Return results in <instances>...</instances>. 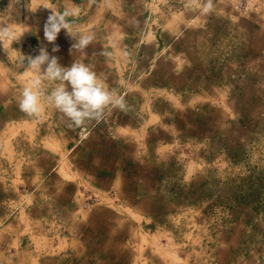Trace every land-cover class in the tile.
Instances as JSON below:
<instances>
[{
  "label": "crops",
  "instance_id": "0c3cea01",
  "mask_svg": "<svg viewBox=\"0 0 264 264\" xmlns=\"http://www.w3.org/2000/svg\"><path fill=\"white\" fill-rule=\"evenodd\" d=\"M19 2L27 8L12 28L24 33L18 41L7 42L9 64L6 74L0 75V260L11 261L5 264H13L11 259L19 264H30L31 259L36 264L40 259L41 264H124L131 255L133 230L129 228L139 226L123 218L116 207L141 211L153 203L163 209L166 174L153 151L166 136L158 127L170 124L171 110L179 119L188 113L189 106L183 109V104L189 83L203 84L200 113L208 112V120L214 123L225 114L223 107L235 116L230 117L235 125L247 129H253L254 117L263 113L264 0H211L208 12L203 9L209 0H180L185 8L180 23L176 17L166 18L165 25L149 30L141 26V0ZM43 3L60 12L78 8V14L67 19L73 32L92 35V43L83 51L73 49L77 39L66 29L54 42L46 40L44 28L53 10ZM196 3L200 8L190 10ZM213 16L229 26L205 30L200 21ZM176 24L182 25L180 29ZM144 35L147 56L141 58ZM195 35L198 45L203 37L204 47L215 46V67L229 65L224 76H213L200 53L196 58L201 75L184 64L182 54L188 47V61L194 58ZM42 48L64 67L74 61L91 65L105 86L123 98L124 107L109 105L101 118L86 120L79 127H69V119L46 101L39 118L22 112L18 106L22 88L34 75L27 56L39 55ZM141 67L146 70L141 72ZM127 71L140 72L138 78L153 91L137 81L125 89ZM58 83L44 81L45 95ZM147 98L151 101L143 104ZM31 190L38 200L24 203L23 196ZM14 194L22 196L21 203L14 204ZM91 195L97 196V203L86 206Z\"/></svg>",
  "mask_w": 264,
  "mask_h": 264
},
{
  "label": "rangeland",
  "instance_id": "374dc122",
  "mask_svg": "<svg viewBox=\"0 0 264 264\" xmlns=\"http://www.w3.org/2000/svg\"><path fill=\"white\" fill-rule=\"evenodd\" d=\"M19 1L0 0V25L7 23L12 27L21 18L27 4ZM177 1L180 0H141V26L146 30L151 26L160 28L165 25L166 18L174 17L180 23L185 8ZM199 8L196 3L190 10ZM200 24L205 26V30L216 25L229 26L227 21L214 16L203 18ZM181 26L176 27L180 29ZM75 28L79 30V27ZM146 37L143 36L141 58L147 56L144 50ZM7 42L4 46L0 42V75L6 74L9 64ZM201 43L203 37L198 45L195 35L191 42L195 59L188 61V47L186 52H182L184 64H190L189 70L201 75V64L196 58L200 53L211 65L209 69L213 76H224L229 65L215 67V46L204 47ZM175 59L180 62L178 57ZM139 70L143 72L146 69L141 67ZM138 75L140 72H126L125 89H130L132 83L129 85V82L137 81L146 84L143 88L153 91V87L150 88V84ZM201 87L203 84L200 82H190L188 98L183 104V109L189 106L188 113L179 119L171 110L170 124L158 127L165 130L163 133L167 132L161 144L152 150L159 160L160 170L166 174V183L161 188L166 200L163 209L153 203L141 211H129L123 205L116 207L123 218L126 216L139 226L134 228L131 225L129 228L133 230L131 255L124 264H264V111L254 117L253 129H247L243 124L235 125V121L230 119L235 116L226 114L230 112L226 107H223L225 114L221 121L214 123L208 120L211 117L208 112L206 115L200 113L203 112L202 101L198 99ZM137 89L142 90L138 86ZM150 101V98L142 99L143 104ZM13 154L18 156L16 152ZM14 170L17 171L15 164ZM13 199L17 205L21 203L22 196L14 194ZM37 200L32 190L23 196V202L27 204ZM96 203L97 196L91 195L86 206ZM33 256L37 257L36 254ZM11 260L13 264H19L18 259ZM6 261L11 263L7 259L0 260V263L5 264ZM36 261L31 259L30 264H36ZM39 261L41 264L42 260Z\"/></svg>",
  "mask_w": 264,
  "mask_h": 264
},
{
  "label": "clouds",
  "instance_id": "9594fccd",
  "mask_svg": "<svg viewBox=\"0 0 264 264\" xmlns=\"http://www.w3.org/2000/svg\"><path fill=\"white\" fill-rule=\"evenodd\" d=\"M45 8L53 10L44 28L46 40L54 42L62 29H66L77 42L73 49L83 51L93 41L94 37L85 33L72 31L70 16L78 14V8H66L63 12L57 11L50 3L42 4ZM212 8L211 0L204 7L208 12ZM24 32L12 28L7 23L0 25V42L18 41ZM53 51H58L54 48ZM111 55V53H105ZM28 66L34 75L23 85L21 98L18 101L20 110L30 117L39 118L47 105L55 107L70 121L69 127H79L86 120L102 117L107 106L124 107V101L115 89L109 90L97 77L91 65L74 61L70 67L62 66L58 58L50 57L46 49H41L40 54L27 56ZM44 81H59L50 92L45 95Z\"/></svg>",
  "mask_w": 264,
  "mask_h": 264
}]
</instances>
